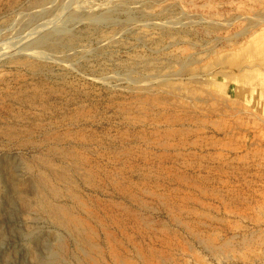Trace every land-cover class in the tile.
<instances>
[{"label": "rangeland", "instance_id": "rangeland-1", "mask_svg": "<svg viewBox=\"0 0 264 264\" xmlns=\"http://www.w3.org/2000/svg\"><path fill=\"white\" fill-rule=\"evenodd\" d=\"M1 48L0 264H264V0H0Z\"/></svg>", "mask_w": 264, "mask_h": 264}, {"label": "bare ground", "instance_id": "bare-ground-1", "mask_svg": "<svg viewBox=\"0 0 264 264\" xmlns=\"http://www.w3.org/2000/svg\"><path fill=\"white\" fill-rule=\"evenodd\" d=\"M114 6V5H113ZM107 11V10H106ZM108 12V11H107ZM113 12V11H112ZM106 15H109V14H106ZM78 16V15H77ZM111 17H109V19H110ZM106 19V18H105ZM65 30H66V28H65ZM64 32V31H63ZM31 35V34H30ZM28 37H29V35H26L23 39H22V41L23 40H25V39H28ZM47 37V36H46ZM18 40V39H17ZM30 43V42H29ZM23 44V43H22ZM39 45L41 44V43H38ZM38 45V46H39ZM2 50H0V60L2 59V58H4V57H6V56H9V54L10 53H8V50L7 51H4V49L3 48H1ZM27 49H29V48H27ZM31 49V48H30ZM6 50V49H5ZM24 50H26V49H24ZM40 50V49H39ZM25 53V52H24ZM37 55H38V51H36V50H31V52H28V56L29 57H37Z\"/></svg>", "mask_w": 264, "mask_h": 264}]
</instances>
